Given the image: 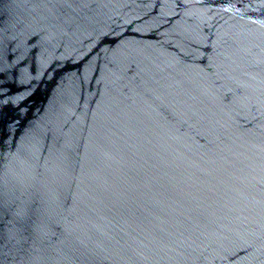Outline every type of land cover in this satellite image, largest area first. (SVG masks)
I'll return each instance as SVG.
<instances>
[{
  "label": "water",
  "instance_id": "95a60500",
  "mask_svg": "<svg viewBox=\"0 0 264 264\" xmlns=\"http://www.w3.org/2000/svg\"><path fill=\"white\" fill-rule=\"evenodd\" d=\"M0 264H264V0H0Z\"/></svg>",
  "mask_w": 264,
  "mask_h": 264
}]
</instances>
